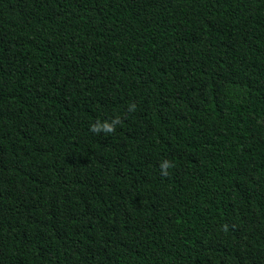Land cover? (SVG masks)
<instances>
[{"label":"trees","instance_id":"16d2710c","mask_svg":"<svg viewBox=\"0 0 264 264\" xmlns=\"http://www.w3.org/2000/svg\"><path fill=\"white\" fill-rule=\"evenodd\" d=\"M0 264H264V0H0Z\"/></svg>","mask_w":264,"mask_h":264},{"label":"clouds","instance_id":"9594fccd","mask_svg":"<svg viewBox=\"0 0 264 264\" xmlns=\"http://www.w3.org/2000/svg\"><path fill=\"white\" fill-rule=\"evenodd\" d=\"M135 104H131L129 106V111H135ZM121 123V120L119 117L114 118L111 122L108 121H96L95 123L90 125V131L96 134H99L100 132L105 133H113L116 130V126ZM166 174V173H165Z\"/></svg>","mask_w":264,"mask_h":264}]
</instances>
